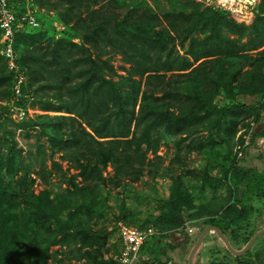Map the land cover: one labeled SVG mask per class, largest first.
I'll use <instances>...</instances> for the list:
<instances>
[{
    "label": "rangeland",
    "instance_id": "rangeland-1",
    "mask_svg": "<svg viewBox=\"0 0 264 264\" xmlns=\"http://www.w3.org/2000/svg\"><path fill=\"white\" fill-rule=\"evenodd\" d=\"M39 1L43 28L20 45L37 94L23 122L3 116L0 57V264H117L119 222L186 235L214 217L241 250L264 229V195L244 192L264 163L237 155L254 109L227 102L264 89V0ZM208 234L209 263L264 264V234L240 255Z\"/></svg>",
    "mask_w": 264,
    "mask_h": 264
},
{
    "label": "built area",
    "instance_id": "built-area-1",
    "mask_svg": "<svg viewBox=\"0 0 264 264\" xmlns=\"http://www.w3.org/2000/svg\"><path fill=\"white\" fill-rule=\"evenodd\" d=\"M221 6L231 8L243 4V0H216ZM43 8L36 0H0V56L3 59L6 72L12 75L11 97L5 100L6 112L10 119L21 122L27 120L33 111L35 96L28 86L27 73L17 62L15 50V35L18 32H34L43 28ZM253 128L247 130L238 152L242 155L252 142ZM188 234L196 233L195 228L186 224ZM120 253L117 264H136L143 243L156 230L151 227L140 228L131 224L119 222Z\"/></svg>",
    "mask_w": 264,
    "mask_h": 264
},
{
    "label": "trees",
    "instance_id": "trees-1",
    "mask_svg": "<svg viewBox=\"0 0 264 264\" xmlns=\"http://www.w3.org/2000/svg\"><path fill=\"white\" fill-rule=\"evenodd\" d=\"M38 2V4L42 7L41 3L39 0H36ZM31 33L30 32H18L16 35H15V43H14V46H15V50H16V53H17V62L19 63V65L22 67V69L27 73L28 75V80H29V84L28 86L30 87V89L32 90L34 96H35V100L33 102V104H36V99H37V94H36V91L33 89V87L31 86V80H30V71L28 69V67L24 64V62L22 61V57H21V54H20V45H21V39L24 37V36H28L30 35ZM1 57V56H0ZM32 61H34V63H38L40 61V58L39 57H34L32 59ZM1 64H2V68H3V72L5 74V78H6V81H7V91H6V96H5V100H8L10 97H11V86H12V75L7 73L6 72V69H5V65L3 63V59L1 57ZM189 64V61L187 60L185 63H183L181 66L179 67H186L187 65ZM171 66L168 65L165 69H171L170 68ZM180 68V69H182ZM89 82H85L82 86H81V92H79L80 94L86 96L84 93L86 92V85L88 84ZM255 102L253 104H243V103H236V104H233L234 103V100L233 98L232 99H229V102H227L228 106L229 107H232V108H243V109H254V124L257 126L256 130L253 128V133H252V138H251V142L252 144L256 142L257 139H264V89L262 90H256L255 91ZM255 106V107H254ZM6 106H3L2 107V112H3V116L6 118V119H10V117L8 116L7 112H6ZM11 120V119H10ZM25 121V120H23ZM21 121V122H23ZM128 123L125 122L123 123L124 126H126ZM260 124H262V126H259ZM122 134V131L119 133V135ZM242 142V141H241ZM260 155L261 156H264V151L260 150ZM233 167V166H232ZM246 177L244 179V192H245V195H249V194H258V195H264V175H262V171H259V170H254V171H250V172H247V174H245ZM248 199L250 200V195L248 196ZM225 215L226 216H229L228 212L226 213L225 212ZM223 221L224 220H218L214 217H209V218H205L203 222H205L206 224H210V225H213L215 226L221 233L224 231V226H223ZM205 224V225H206ZM229 224V223H228ZM140 228H145V227H148V226H138ZM153 227V226H151ZM253 235L252 234H249L246 239H245V242L248 240L249 237H251ZM158 242V239H154V245ZM143 247V245L141 246ZM226 251L231 254L230 251H228L226 249ZM162 254V246L161 247H156L155 248V253L154 254H151V257H152V260L150 259L149 262H145V264H160L161 262H158V258L159 256ZM239 264H243L242 262L239 263ZM250 264H253V263H250Z\"/></svg>",
    "mask_w": 264,
    "mask_h": 264
},
{
    "label": "crops",
    "instance_id": "crops-1",
    "mask_svg": "<svg viewBox=\"0 0 264 264\" xmlns=\"http://www.w3.org/2000/svg\"><path fill=\"white\" fill-rule=\"evenodd\" d=\"M253 151H254V148L252 146L244 150V156H243V161H242V164L244 166L249 165V164L255 165L254 162L263 161L264 163L263 157H261L260 155L254 154ZM187 223H190V225L194 224L193 222H187ZM193 227L196 230V227L195 226ZM208 233L205 234V236L203 237L201 241V244L199 245L196 252L194 253L192 257V264H211L208 262L211 260L208 256L209 255L208 249L210 247L214 248V246H218L219 242L212 240L214 242V245H213L211 243L212 241L211 242L209 241ZM197 236H198L197 232L195 234L190 235L187 233V231H186V235L185 234L183 235L181 233H172V234H167V235H163V234L152 235L149 239H147L143 243V247L140 248L139 260L136 264H145V262H149L150 259L152 260L151 254L155 253L156 247H161V246H162V254L159 256L157 263L161 262L160 264H188V256H189V253L193 245L196 242V240L194 239H197L196 238ZM155 238L158 239V242L154 245ZM253 243L251 245H253ZM224 246L225 244L223 242V247ZM223 255H226L223 249L219 250L216 254V256H223ZM228 258L231 259V257H228Z\"/></svg>",
    "mask_w": 264,
    "mask_h": 264
},
{
    "label": "water",
    "instance_id": "water-1",
    "mask_svg": "<svg viewBox=\"0 0 264 264\" xmlns=\"http://www.w3.org/2000/svg\"><path fill=\"white\" fill-rule=\"evenodd\" d=\"M260 147H261V150L264 151V141L260 145ZM210 231H214L222 239V241L226 245L227 249L231 253H233L234 255H240V254L244 253L251 246V244L254 242V240L258 236L264 234V229L259 230L258 232H256L255 234H253V236L248 240V242L246 243V245L241 250H235L234 248L231 247V245L229 244L226 236L223 233H221L215 226H213V225H207V226H205L201 230V232L197 236L196 242L193 245V247H192V249H191V251L189 253V256H188V264H192V257L194 255V253L196 252L197 248L201 244V241H202L203 237L205 236V234L208 233V232H210Z\"/></svg>",
    "mask_w": 264,
    "mask_h": 264
},
{
    "label": "bare ground",
    "instance_id": "bare-ground-1",
    "mask_svg": "<svg viewBox=\"0 0 264 264\" xmlns=\"http://www.w3.org/2000/svg\"><path fill=\"white\" fill-rule=\"evenodd\" d=\"M244 3H247V4H253V2H255V0H243ZM243 6V5H241ZM240 9V8H239ZM239 9H234L235 12H240Z\"/></svg>",
    "mask_w": 264,
    "mask_h": 264
}]
</instances>
